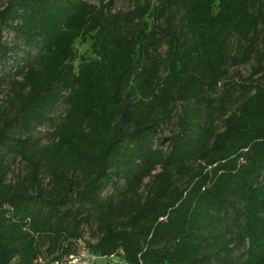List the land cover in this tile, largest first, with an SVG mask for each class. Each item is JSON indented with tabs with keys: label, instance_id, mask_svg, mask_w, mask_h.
I'll return each mask as SVG.
<instances>
[{
	"label": "trees",
	"instance_id": "16d2710c",
	"mask_svg": "<svg viewBox=\"0 0 264 264\" xmlns=\"http://www.w3.org/2000/svg\"><path fill=\"white\" fill-rule=\"evenodd\" d=\"M114 1L0 9V264H264V0Z\"/></svg>",
	"mask_w": 264,
	"mask_h": 264
},
{
	"label": "rangeland",
	"instance_id": "374dc122",
	"mask_svg": "<svg viewBox=\"0 0 264 264\" xmlns=\"http://www.w3.org/2000/svg\"><path fill=\"white\" fill-rule=\"evenodd\" d=\"M88 3L91 4H98V0H84ZM140 3L143 0H139ZM106 2V1H105ZM4 4V0H0V9L2 8ZM135 8V0H115L112 7L110 8L112 13H116V12H129L131 10H133ZM243 75L247 76L249 71H250V66L246 65V66H241L239 68H237ZM6 90H7V85H5V83L3 85L0 86V106H3L5 104V94H6ZM169 126H167V129H163V132L165 135L169 134ZM45 129L40 130V137H43ZM23 165L20 162H16L14 164V166L12 167V172L13 174L16 173L18 170L22 169ZM12 178V174L9 176V179ZM147 180H145L146 182ZM80 246L82 247L83 244L81 243ZM80 257L82 258L79 263L85 261H88L89 258H91L82 248L79 251ZM74 262V264H79Z\"/></svg>",
	"mask_w": 264,
	"mask_h": 264
},
{
	"label": "built area",
	"instance_id": "2783aa9c",
	"mask_svg": "<svg viewBox=\"0 0 264 264\" xmlns=\"http://www.w3.org/2000/svg\"><path fill=\"white\" fill-rule=\"evenodd\" d=\"M94 259V257H91V259ZM82 258L80 257V254L78 255V256H70L69 258H68V260H69V264H74V262H76V263H79V261L81 260ZM90 259V258H89ZM90 259V260H91ZM88 262L87 261H83V262H81V263H79V264H87Z\"/></svg>",
	"mask_w": 264,
	"mask_h": 264
}]
</instances>
